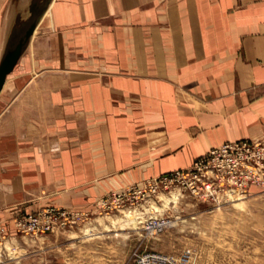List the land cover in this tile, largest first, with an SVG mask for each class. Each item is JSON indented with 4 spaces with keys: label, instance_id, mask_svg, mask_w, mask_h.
<instances>
[{
    "label": "crops",
    "instance_id": "0c3cea01",
    "mask_svg": "<svg viewBox=\"0 0 264 264\" xmlns=\"http://www.w3.org/2000/svg\"><path fill=\"white\" fill-rule=\"evenodd\" d=\"M32 2L0 0V60ZM262 139L264 0H52L0 95V221Z\"/></svg>",
    "mask_w": 264,
    "mask_h": 264
},
{
    "label": "rangeland",
    "instance_id": "374dc122",
    "mask_svg": "<svg viewBox=\"0 0 264 264\" xmlns=\"http://www.w3.org/2000/svg\"><path fill=\"white\" fill-rule=\"evenodd\" d=\"M101 200L91 211L59 208L82 217L43 236L18 231L16 218L27 213L16 215L14 231L0 221L6 230L0 264H136L147 253L166 256L170 264H264L262 190L218 202L195 194L191 182L180 178L152 197L132 192L125 205L110 210L100 209Z\"/></svg>",
    "mask_w": 264,
    "mask_h": 264
},
{
    "label": "built area",
    "instance_id": "2783aa9c",
    "mask_svg": "<svg viewBox=\"0 0 264 264\" xmlns=\"http://www.w3.org/2000/svg\"><path fill=\"white\" fill-rule=\"evenodd\" d=\"M187 178L195 194H204L218 202H230L252 194L253 189L264 191V139L227 142L198 158L191 168L159 176L127 191L103 198L100 209L110 210L125 205V196L140 192L144 197L156 195L176 179ZM82 217L59 208H47L34 213L20 214L16 227L22 234L39 236L72 226ZM0 224V236L5 233ZM136 264H170L161 254L138 255Z\"/></svg>",
    "mask_w": 264,
    "mask_h": 264
},
{
    "label": "water",
    "instance_id": "95a60500",
    "mask_svg": "<svg viewBox=\"0 0 264 264\" xmlns=\"http://www.w3.org/2000/svg\"><path fill=\"white\" fill-rule=\"evenodd\" d=\"M51 2L52 0H33L31 8L27 12L20 11L13 18L0 60V95L9 77L25 55Z\"/></svg>",
    "mask_w": 264,
    "mask_h": 264
},
{
    "label": "bare ground",
    "instance_id": "6f19581e",
    "mask_svg": "<svg viewBox=\"0 0 264 264\" xmlns=\"http://www.w3.org/2000/svg\"><path fill=\"white\" fill-rule=\"evenodd\" d=\"M163 198L166 200V202H170L171 200L169 198H167L166 196H163ZM173 198V197H172ZM176 198V197H175ZM178 198V197H177ZM158 208V207H157ZM156 208V209H157Z\"/></svg>",
    "mask_w": 264,
    "mask_h": 264
}]
</instances>
